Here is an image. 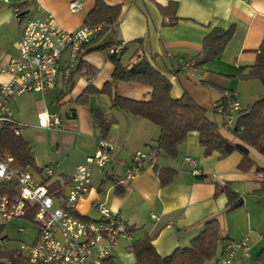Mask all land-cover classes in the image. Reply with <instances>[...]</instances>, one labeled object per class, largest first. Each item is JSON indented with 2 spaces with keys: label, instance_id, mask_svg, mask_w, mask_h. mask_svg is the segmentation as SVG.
I'll return each instance as SVG.
<instances>
[{
  "label": "crops",
  "instance_id": "crops-1",
  "mask_svg": "<svg viewBox=\"0 0 264 264\" xmlns=\"http://www.w3.org/2000/svg\"><path fill=\"white\" fill-rule=\"evenodd\" d=\"M72 1L14 0L23 15L20 21L14 18L11 8L0 5V84L10 80L1 69L18 58L17 42L25 19L44 20L52 16L66 32H74L85 24L96 0H82L81 8L74 13L69 8ZM101 1L106 6L120 8L114 32L85 51L69 79L61 71L54 90L45 94L27 93L10 104L12 120L20 127L19 136L32 152L35 170L29 172L39 176L48 166L54 172L48 183L63 186L61 190L66 192L75 168L95 153L97 142L103 139L93 118V112L97 111L112 122L104 139L115 150L103 172L93 170L89 192L77 203L76 213L82 219L96 221V206L103 204L130 228L131 241L120 240L111 250L115 264H135L130 248L146 236L153 237L152 246L161 258L171 256L178 249L185 250L209 219L217 220L222 241L215 258L204 264H218L224 244L244 238L249 239L251 251L249 258L240 264H261L258 255L264 249V188L255 174L257 169L264 170V158L258 152L250 149L248 156L256 169L240 171L239 153L223 158L213 153L207 158L198 134L192 132L178 147L176 158H167L159 152L152 164H146L139 175L126 181L125 172L132 164L133 154L149 153L157 148L160 129L126 111L111 108L108 95L92 94L84 103L79 99L88 87L100 91L111 83L113 65L106 51H89L111 39L113 45H125L119 55L123 66H130L137 53L145 56L171 84L173 100L187 94L216 123L221 136L234 143L216 108L223 90L235 94L243 110L264 98V87L258 80L236 78L240 68L246 72L254 64L264 39V0ZM174 3L177 21L168 25L169 20L163 17L161 9ZM215 28L233 29L223 53L210 63L191 68L188 62L201 52L205 37ZM63 59L62 69L66 58ZM82 66L91 68L94 74L89 75ZM151 93L148 86L124 82L112 85L111 96L145 102L150 100ZM69 112L74 114L71 119L67 118ZM45 113L59 115L61 127L42 128L39 116ZM186 158L195 161V169ZM156 168L174 172L169 186H160ZM216 183L237 193L242 206L227 211L226 196H215ZM0 237L7 241L6 236ZM36 237L37 233L33 242Z\"/></svg>",
  "mask_w": 264,
  "mask_h": 264
},
{
  "label": "built area",
  "instance_id": "built-area-1",
  "mask_svg": "<svg viewBox=\"0 0 264 264\" xmlns=\"http://www.w3.org/2000/svg\"><path fill=\"white\" fill-rule=\"evenodd\" d=\"M13 2L0 0V5L11 8L14 18L20 21L23 15ZM69 4L70 11L74 13L81 8L82 0H73ZM99 31L100 27L90 29L83 25L74 32H66L59 28L52 16L44 20L25 19L17 42L18 58L1 69L10 80L0 84V129L10 126L18 136L20 127L12 120L10 104L27 93L45 94L54 90L61 71L65 79H69L75 63ZM124 47L123 43L115 44L106 53L119 56ZM63 57L66 58L64 69L61 65ZM193 65L189 64L191 68ZM222 98L227 100V108L224 109L220 101L216 110L223 118L224 128L232 133L243 109L235 94L225 92ZM73 117L72 112L67 113V118ZM60 124L62 119L57 114L39 116L42 128H60ZM238 131L242 132V129ZM114 148L105 139H100L95 153L75 168L66 192L63 193V186L59 185L55 194L49 192L51 184L48 182L54 177L51 168L44 167L39 176L29 171L20 172L14 167L12 157L0 156V185H12L15 192L13 198L0 196V226L12 219H26L34 210L30 222L37 237L32 244H21L15 251L17 255L30 264H102L110 257L117 242L131 241L130 228L108 206H96V221L82 219L76 213L77 203L89 192L93 170H105L111 163ZM158 155L157 148L149 153H134L132 164L126 169L125 180L134 179ZM184 160L195 169L194 160ZM255 177L264 181V172H257ZM5 246L6 240L0 237V250ZM249 251L248 238L239 242L228 241L222 247L218 264H240L249 258Z\"/></svg>",
  "mask_w": 264,
  "mask_h": 264
},
{
  "label": "trees",
  "instance_id": "trees-1",
  "mask_svg": "<svg viewBox=\"0 0 264 264\" xmlns=\"http://www.w3.org/2000/svg\"><path fill=\"white\" fill-rule=\"evenodd\" d=\"M94 8L86 16L85 26L90 29L100 27L96 38L86 47L85 51L92 45L98 44L108 33H113L120 14L118 6H106L101 0L94 2ZM175 3L171 7L161 9L163 17H167L168 25H174ZM233 34V29L227 31L213 29L204 39L201 52L188 63H193L194 67L203 66L219 57ZM113 46L112 40L92 48L89 51H107ZM257 57L252 66L245 72L240 68L236 78L242 81L258 80L264 87V39L257 49ZM85 53V52H84ZM113 65L111 83H107L102 90L97 91L88 87L79 102L87 101L92 94H104L111 97V108L126 111V113L146 120L160 129V137L157 141L159 152L170 159L177 157V149L185 141L188 133L195 132L199 136V143L204 148V155L208 158L213 153H218L220 158L227 157L237 152L242 156L239 164L240 171L256 169L250 159L249 150L253 149L264 158V98L254 103L246 110H242L235 122L232 136L235 140L228 141L219 133L215 122L209 120L206 112L187 95L180 99L173 100L170 97L171 84L160 74L143 56L135 54L134 62L130 66H123L119 56H108ZM89 75L94 71L82 66ZM137 83L148 86L151 90L149 101H134L112 95V85L115 83ZM205 85H208L205 83ZM228 92L223 90L222 93ZM230 93V92H229ZM224 109L227 108V100L221 99ZM93 118L101 131L102 138L107 136L111 121L101 113L94 111ZM242 129V132L238 130ZM0 156L12 157L13 165L20 172L35 170L32 152L28 144L18 135L16 136L12 127L6 126L0 129ZM257 172L264 170L257 169ZM39 173V172H38ZM157 177L161 187L169 186L174 177V172L169 169L156 168ZM199 179H202L199 177ZM264 188V181H261ZM217 192L215 196L224 194L227 199V211H233L242 206L241 197L232 191L228 186H219L216 183ZM58 186L51 185L49 192L55 194ZM15 196L12 185H0V196ZM34 210L26 220L31 221ZM203 231L191 242L188 248L178 249L171 256L161 258L152 246L153 237L146 236L142 240L133 244L130 252L135 257V264H204L211 261L217 255V249L222 241L220 227L216 219H209L204 223ZM4 232V226H0V236ZM258 261L264 264V249L258 255ZM0 264H30L15 252H5L0 250ZM102 264H115L113 258L108 257Z\"/></svg>",
  "mask_w": 264,
  "mask_h": 264
},
{
  "label": "rangeland",
  "instance_id": "rangeland-1",
  "mask_svg": "<svg viewBox=\"0 0 264 264\" xmlns=\"http://www.w3.org/2000/svg\"><path fill=\"white\" fill-rule=\"evenodd\" d=\"M4 232L2 235L7 237L5 250L15 252L21 244H31L36 236L33 224L22 219H12L4 222ZM23 229L22 233L18 230Z\"/></svg>",
  "mask_w": 264,
  "mask_h": 264
}]
</instances>
